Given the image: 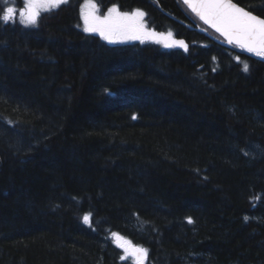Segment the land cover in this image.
<instances>
[{
	"label": "trees",
	"instance_id": "16d2710c",
	"mask_svg": "<svg viewBox=\"0 0 264 264\" xmlns=\"http://www.w3.org/2000/svg\"><path fill=\"white\" fill-rule=\"evenodd\" d=\"M84 1L31 25L0 0L17 11L0 19V264H123L124 245L142 264H264V59L182 0H94L187 47L111 44Z\"/></svg>",
	"mask_w": 264,
	"mask_h": 264
},
{
	"label": "snow or ice",
	"instance_id": "6c2138e0",
	"mask_svg": "<svg viewBox=\"0 0 264 264\" xmlns=\"http://www.w3.org/2000/svg\"><path fill=\"white\" fill-rule=\"evenodd\" d=\"M62 2H66V0H24L25 7L20 11V15L25 17L23 23L35 25L41 11H50ZM184 2L201 20L221 33L229 43H235L241 48L264 56V18L245 11L232 0H184ZM15 12L14 7H7L0 19L7 22L13 19ZM81 15L86 32L99 33L109 41L145 40L152 39L157 35L144 31L143 24L139 22L144 13L140 10L121 13L116 7H112L108 9L106 16L100 17L96 15V5L91 0H87L81 8ZM168 36L171 37V33ZM176 43L187 47L183 41H176ZM244 70H248L247 64L244 65ZM83 220L86 223L90 222V215H84ZM116 235L118 234L113 233V236ZM127 243L130 244V242ZM131 251L136 256L138 264H142L147 250L133 246Z\"/></svg>",
	"mask_w": 264,
	"mask_h": 264
},
{
	"label": "rangeland",
	"instance_id": "374dc122",
	"mask_svg": "<svg viewBox=\"0 0 264 264\" xmlns=\"http://www.w3.org/2000/svg\"><path fill=\"white\" fill-rule=\"evenodd\" d=\"M68 0H66L67 2ZM87 2V0H85L83 3H82V6ZM92 3H94L96 5V15L100 16V17H103V16H106L108 14V9L112 8V7H116L118 9L119 12L121 13H132L136 10H140L144 13L143 17L140 18L139 22L143 24V27H144V31L145 32H153V33H156L157 35L152 38V39H145V40H139V39H127V40H115V41H109V40H106L108 43H111V44H127V43H134V42H143V41H148V40H153V41H156V42H159V43H162V46L166 49H171V48H176L178 47V43H176V41H178L176 35L174 34L173 31H157L153 28H150L149 25H148V22L146 20V13L143 9H134L132 11H124L122 10L117 4H114L112 6H110L106 13L104 15H102L100 13V10H99V6L97 4L96 1L94 0H91ZM62 3H65V2H62ZM60 3V4H62ZM81 6V8H82ZM24 9V8H22ZM21 9V10H22ZM20 10V11H21ZM20 11H19V16L21 17V19L23 20L25 17H22L20 15ZM42 12V11H41ZM14 15H17V11L14 13ZM26 15V14H25ZM83 25H84V20H83ZM171 33V37L168 36V34ZM125 251L121 257V263L123 264H138L136 259L131 255V253L127 250V247H124Z\"/></svg>",
	"mask_w": 264,
	"mask_h": 264
},
{
	"label": "bare ground",
	"instance_id": "6f19581e",
	"mask_svg": "<svg viewBox=\"0 0 264 264\" xmlns=\"http://www.w3.org/2000/svg\"><path fill=\"white\" fill-rule=\"evenodd\" d=\"M183 1V0H182ZM184 2V1H183ZM185 3V2H184ZM186 4V3H185ZM240 5V4H239ZM186 6H187V4H186ZM188 7V6H187ZM243 7V6H242ZM189 8V7H188ZM245 8V7H244ZM190 9V8H189ZM191 10V9H190ZM248 10V9H247ZM192 11V10H191ZM250 11V10H249ZM193 12V11H192ZM194 13V12H193ZM195 14V13H194ZM196 15V14H195ZM197 16V15H196ZM198 17V16H197ZM199 18V17H198ZM200 19V18H199ZM201 20V19H200ZM202 21V20H201ZM203 22V21H202ZM207 25V24H206ZM208 26V25H207ZM209 27V26H208ZM210 28V27H209ZM212 29V28H211ZM213 30V29H212ZM216 32V31H215ZM219 34V33H218ZM222 38H224L223 36H221ZM178 39V38H177ZM219 42H221V43H223V44H225L224 42H227V39L226 38H224L223 40L222 39H220V38H216ZM178 41H180L179 39H178ZM180 45V44H179ZM178 45V46H179ZM225 45H227V44H225ZM228 46V45H227ZM236 46V47H235ZM232 47V46H231ZM234 48H237V49H239V47L240 46H238L237 44H234V46H233ZM246 49V48H245ZM240 50V49H239ZM246 53H248V52H246ZM248 54H250V53H248ZM250 55H252V54H250ZM252 56H255V55H252ZM255 57H260V58H263L264 59V56H255ZM120 243H122V240H120L119 241ZM124 247H127V250L131 253V255L136 259V261H137V258H136V256L135 255H133L132 254V251H131V247H133V245H130V246H128V245H124ZM124 247H122V248H124ZM136 247V246H135ZM146 258L144 257V259H143V261L142 262H144V260H145ZM138 262V261H137Z\"/></svg>",
	"mask_w": 264,
	"mask_h": 264
},
{
	"label": "water",
	"instance_id": "95a60500",
	"mask_svg": "<svg viewBox=\"0 0 264 264\" xmlns=\"http://www.w3.org/2000/svg\"><path fill=\"white\" fill-rule=\"evenodd\" d=\"M184 1V0H183ZM232 2L233 3H235L238 7H240V8H243V9H245V11H248V12H251V11H249V10H247L246 8H244V7H242L241 5H239L236 1H234V0H232ZM188 6V5H187ZM189 7V6H188ZM190 8V7H189ZM191 9V8H190ZM192 10V9H191ZM253 15H255V16H257V17H259V18H263V17H261V16H259V15H257V14H255V13H253V12H251ZM196 14V13H195ZM203 21V20H202ZM204 22V21H203ZM205 23V22H204ZM206 24V23H205ZM210 28H212L209 24H207ZM214 31H216L214 28H212ZM217 32V31H216ZM217 33H219V32H217ZM220 35H221V33H219ZM221 36H223V35H221ZM224 37V36H223ZM225 38V37H224ZM225 44H227L228 46H234V44L235 43H229L228 42V40H227V42H224ZM236 47V46H235ZM239 49L241 50V51H243V52H248V53H250V54H252V55H255V56H258L256 53H254V52H250V51H248L247 49H245V48H241V47H239ZM131 249H132V247H131Z\"/></svg>",
	"mask_w": 264,
	"mask_h": 264
}]
</instances>
